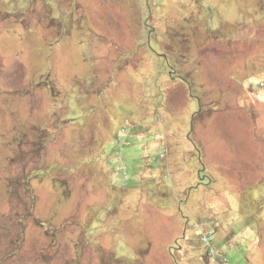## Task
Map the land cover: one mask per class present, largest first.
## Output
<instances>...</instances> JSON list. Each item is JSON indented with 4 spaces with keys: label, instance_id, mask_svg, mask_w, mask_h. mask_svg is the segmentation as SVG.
I'll return each mask as SVG.
<instances>
[{
    "label": "rangeland",
    "instance_id": "1",
    "mask_svg": "<svg viewBox=\"0 0 264 264\" xmlns=\"http://www.w3.org/2000/svg\"><path fill=\"white\" fill-rule=\"evenodd\" d=\"M18 1L0 264H264V0Z\"/></svg>",
    "mask_w": 264,
    "mask_h": 264
},
{
    "label": "trees",
    "instance_id": "2",
    "mask_svg": "<svg viewBox=\"0 0 264 264\" xmlns=\"http://www.w3.org/2000/svg\"><path fill=\"white\" fill-rule=\"evenodd\" d=\"M5 1V0H4ZM10 1V0H9ZM14 1H16V0H14ZM18 3L19 4H21L22 6L24 5V6H27V7H29V3H28V1L27 0H20V1H18ZM28 92V91H27ZM27 92H23V94H26ZM209 240H210V238H209ZM209 240H207L206 242H204L205 244H206V246L207 247H209V245H210V243H209ZM212 245H213V243H211ZM205 246V245H204ZM216 246H217V244H216ZM218 247V246H217ZM209 251L210 250H208V255H209ZM204 254H206V251H205V253ZM224 258H225V256H223ZM208 260V259H207ZM225 261H228L227 260V258H225Z\"/></svg>",
    "mask_w": 264,
    "mask_h": 264
}]
</instances>
